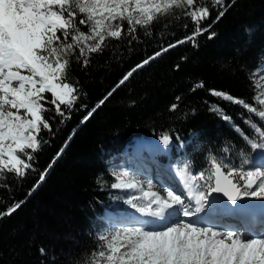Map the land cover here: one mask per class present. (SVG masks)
<instances>
[{
  "label": "snow or ice",
  "instance_id": "snow-or-ice-1",
  "mask_svg": "<svg viewBox=\"0 0 264 264\" xmlns=\"http://www.w3.org/2000/svg\"><path fill=\"white\" fill-rule=\"evenodd\" d=\"M230 7L231 0H0V181H7L6 174H11L19 182L36 171V154L50 144L42 132L54 137L59 131L56 125L70 120L86 95L72 76L74 66L88 69L93 63L92 54H103L108 47L106 41L126 39L131 52L135 45L154 37L151 26L155 23L163 21L167 29L170 20L190 18L193 25L190 35L161 46L125 73L81 123L87 122L135 72L165 52L186 43L198 47V37L205 33L208 39H214L212 24L203 22L211 18L214 8L218 11L213 23L218 22ZM183 27L188 28V24ZM113 56L122 58L123 51ZM203 87L202 80L196 81L190 91ZM262 87L254 81V89ZM209 92L222 101L241 105L264 121V109L222 90ZM176 100L169 111L179 107L180 97ZM253 101L264 106V91H256ZM205 103L253 150H264V127L246 119L244 123L255 134L251 137L219 103ZM171 140L168 133L162 134L165 146ZM62 153L63 148L56 158ZM247 163L248 159L242 161V165ZM112 174L116 181L112 188L140 193L125 201L135 212H127L122 222L100 231L96 236L100 243L76 264H264V228L255 231L226 222L228 218H239L250 207L245 197L264 199V159L245 170L209 152L205 167L195 172L188 161L176 170L187 195L174 184H161L165 193L161 195L154 191L157 185L152 180H147L145 186L128 171ZM46 175L47 170L41 172L39 182ZM0 187L11 190L8 183ZM213 193H221L231 205ZM22 204H10L0 211V219L11 216ZM40 252L45 255L46 249Z\"/></svg>",
  "mask_w": 264,
  "mask_h": 264
},
{
  "label": "trees",
  "instance_id": "trees-1",
  "mask_svg": "<svg viewBox=\"0 0 264 264\" xmlns=\"http://www.w3.org/2000/svg\"><path fill=\"white\" fill-rule=\"evenodd\" d=\"M231 3L218 22L213 23L215 8L203 22L212 24L214 39L205 33L198 37V47L186 43L165 52L135 72L85 123L81 121L87 112L125 73L161 46L190 35L193 25L190 18L170 20L167 29L163 21L155 23L151 26L154 37L135 45L134 51L127 50L126 39L108 40L103 54H92L88 69L74 66L72 76L86 93L79 104L86 107L78 104L70 120L56 125L59 131L54 137L42 132L50 144L36 154V171L19 182L11 174H6L7 181H0L11 185V190L0 187V211L23 201L15 213L0 219V264H76L92 251L100 243L97 234L105 227L104 212L113 209L117 194L111 187L115 183L111 167L134 139L161 140L162 134L168 133L173 145L168 160H178L180 166L191 161L194 172L205 167L209 152L237 167L261 150H253L205 103H219L251 137L255 134L244 123L246 119L264 127V121L241 105L209 92L222 90L260 109L253 101L258 90L253 88L256 76L252 74H257L264 61V0ZM121 51L122 58L113 56ZM201 80L204 87L190 91L193 83ZM178 96L179 107L169 111ZM61 148L63 153L57 159ZM44 170L47 175L39 182ZM41 248L46 249L45 255Z\"/></svg>",
  "mask_w": 264,
  "mask_h": 264
},
{
  "label": "rangeland",
  "instance_id": "rangeland-1",
  "mask_svg": "<svg viewBox=\"0 0 264 264\" xmlns=\"http://www.w3.org/2000/svg\"><path fill=\"white\" fill-rule=\"evenodd\" d=\"M260 76H264V71H261V65L259 66V69L257 71L255 81L259 82L261 85H264V80H261ZM258 91H264V87L260 88ZM259 107L260 109H264V106L259 105ZM170 146L171 145L169 144L165 147L166 149L161 147L157 150L154 147H152L154 149L146 148L147 150L138 148L139 150H143L142 152L135 151L133 149L134 146H132L133 148L131 147V149L127 151L126 156H124L122 153V156L119 158L120 161L116 162L111 167V172L128 171L130 173V176L136 177L139 181L145 182V184L147 180H152L154 184H160V185L164 184L165 186H167L168 184H174V186L177 188L175 180L173 178L172 180L168 178V172H167V166H166L167 163L162 162L161 161L162 157H159L160 155L167 153ZM160 150H164V151H160ZM153 155H155L156 158H153ZM262 159H264V151L257 152L254 159L249 164L238 165L237 168L243 166L245 170L252 169L254 166L259 165ZM151 161L153 162V164L151 163ZM171 163L173 165H180V162L178 160H174ZM171 173H173V171ZM115 190L117 191V194L115 195V198L113 200L114 211L107 212L105 214L104 219H103V224L105 227L102 229V231L106 230L107 228L115 224L122 222L127 212H135V209L127 205L125 201L129 199L130 197H132L133 195L139 196L140 193L133 189H129L127 191L119 190V189H115ZM177 190L181 191V189H177ZM247 198L248 197H245L244 199H247ZM260 201H264V199H259V198L254 197L250 199V201L248 202L249 204H253V203L260 202ZM258 211H261L264 214V207L261 209H258ZM262 220L264 221V219ZM250 226H253V225H250ZM260 229L255 230L254 227H252V230H255V231H259Z\"/></svg>",
  "mask_w": 264,
  "mask_h": 264
},
{
  "label": "bare ground",
  "instance_id": "bare-ground-1",
  "mask_svg": "<svg viewBox=\"0 0 264 264\" xmlns=\"http://www.w3.org/2000/svg\"><path fill=\"white\" fill-rule=\"evenodd\" d=\"M132 146H134V148H137V149L138 148L139 149H146V148H152V147H154L156 150L159 149V148H161V147H163V148L166 147L161 142V140H159V141H151V140H142V139H135L134 140V143L132 144ZM156 185H157V187L154 189V191H157L161 195H164L165 194L164 193V189L162 187H160V184H156ZM145 186H146V184H145ZM214 196H216V195L214 194ZM252 198H254V197H248L247 199H244V200L248 202ZM238 203H239V201H238ZM248 204H249V202H248ZM249 205H250V207L246 208L244 210V212H242L241 215H240V217H242V218L245 217L244 218V221L245 222L248 221V219H249L248 216H251V214H250L251 210H255L256 211L255 212V219H257V218L264 219L263 218L264 217V214L261 211H258V209H261V208L264 207V201H260V202L253 203V204H249ZM262 219L260 220V222H254L253 226H250L251 228L249 226H246V227H248L250 229H252V227H254L255 230L256 229H260V228H264V221ZM233 220H234L233 218H228L226 220V222L228 224H233ZM253 221H255V220H253Z\"/></svg>",
  "mask_w": 264,
  "mask_h": 264
},
{
  "label": "water",
  "instance_id": "water-1",
  "mask_svg": "<svg viewBox=\"0 0 264 264\" xmlns=\"http://www.w3.org/2000/svg\"><path fill=\"white\" fill-rule=\"evenodd\" d=\"M218 196H220L223 200L227 201L226 197H223V195L221 193H216ZM228 204H230V201H227Z\"/></svg>",
  "mask_w": 264,
  "mask_h": 264
}]
</instances>
